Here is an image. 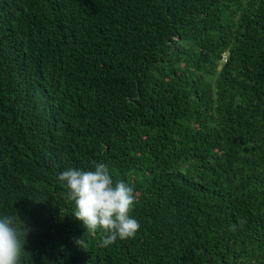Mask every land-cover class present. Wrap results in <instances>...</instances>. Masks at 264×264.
Masks as SVG:
<instances>
[{
    "label": "trees",
    "instance_id": "16d2710c",
    "mask_svg": "<svg viewBox=\"0 0 264 264\" xmlns=\"http://www.w3.org/2000/svg\"><path fill=\"white\" fill-rule=\"evenodd\" d=\"M98 163L140 223L106 247L58 179ZM4 215L22 264H264V0H0Z\"/></svg>",
    "mask_w": 264,
    "mask_h": 264
},
{
    "label": "clouds",
    "instance_id": "9594fccd",
    "mask_svg": "<svg viewBox=\"0 0 264 264\" xmlns=\"http://www.w3.org/2000/svg\"><path fill=\"white\" fill-rule=\"evenodd\" d=\"M58 179L65 182L68 199L75 203L73 213L87 232L102 231V247L136 235L140 223L130 215L136 202L133 189L123 180L114 183L104 163L96 164L94 171L69 168ZM27 234L19 216H0V264H22ZM77 243L84 247L82 239Z\"/></svg>",
    "mask_w": 264,
    "mask_h": 264
},
{
    "label": "rangeland",
    "instance_id": "374dc122",
    "mask_svg": "<svg viewBox=\"0 0 264 264\" xmlns=\"http://www.w3.org/2000/svg\"><path fill=\"white\" fill-rule=\"evenodd\" d=\"M223 56H225V55H223Z\"/></svg>",
    "mask_w": 264,
    "mask_h": 264
}]
</instances>
